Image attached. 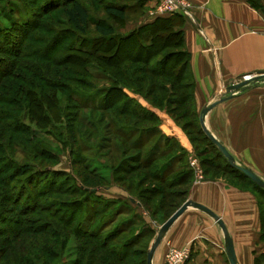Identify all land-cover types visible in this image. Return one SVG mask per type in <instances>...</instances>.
<instances>
[{"label":"rangeland","instance_id":"rangeland-1","mask_svg":"<svg viewBox=\"0 0 264 264\" xmlns=\"http://www.w3.org/2000/svg\"><path fill=\"white\" fill-rule=\"evenodd\" d=\"M67 1L0 0V197L6 192L8 199L0 200V264H27L29 260L30 264H72L82 240L76 239L65 223L71 220V214L79 221L82 212L83 225L72 229L75 233L84 230L85 219L93 210L96 223L108 215H116L112 227L127 221L128 231L120 238L140 232L131 250L148 252L166 214L171 213L175 203L183 201L182 190L186 189L180 185L168 191L169 182L149 178V169L163 166L178 155L193 171L190 182L196 176L222 175L216 165L224 161L216 157L217 148L206 139L200 123L201 109L189 100L183 105L174 102L179 96L172 94L171 78L147 75L148 70H154L174 76L179 60L171 58L165 67L158 64L166 51L178 48L156 53L150 61L137 45L125 49L121 99L126 113L121 116L116 114L115 104L109 110L102 109L105 100L101 96L111 84L106 76L91 62L82 60L76 65L80 62H76L74 49H91L99 41L94 24L111 21L104 12L105 4L117 1L131 5L124 27L129 21L142 20L146 11V19H155V4L140 8V0H80L90 15L87 32L82 33L63 14ZM141 25L134 24L131 31L123 33L124 27L117 22L116 29L128 35ZM48 86L74 90L80 108L75 109V100L66 98L62 102L67 94L46 89ZM181 92L186 94L188 90L182 88ZM54 113L60 116L58 120ZM116 132L125 133L126 144ZM133 143L142 146L140 150L134 149ZM136 155L142 157L138 162H134ZM144 157H157V162L142 168ZM23 164L31 171L15 176L14 169ZM177 165L172 162L168 168L173 166L175 170ZM145 175L148 179L136 187ZM115 177L127 178L118 181ZM226 178L244 186L242 181L228 175ZM129 184L133 186L130 193L121 194L122 185ZM40 191L45 196L37 202ZM141 191L142 196L138 195ZM15 195L19 204L13 202ZM137 195L142 197L145 209L139 199L130 198L134 203L125 200ZM163 198L167 206L158 210ZM106 202L109 204L104 205ZM35 203L41 205L38 210L31 209ZM101 208L102 214H96ZM19 229L21 235L14 238L12 230ZM8 245L13 251L5 252ZM44 251L52 256L43 257ZM142 255L133 258L140 260ZM256 260L255 264H264V258Z\"/></svg>","mask_w":264,"mask_h":264},{"label":"crops","instance_id":"crops-1","mask_svg":"<svg viewBox=\"0 0 264 264\" xmlns=\"http://www.w3.org/2000/svg\"><path fill=\"white\" fill-rule=\"evenodd\" d=\"M190 1L194 9L191 16L183 15L181 30L194 81V102L202 111L225 98L205 115L204 124L238 165L264 180V76L238 91L227 92L231 84L264 73V0ZM156 2L148 0L145 6ZM146 16L147 11L144 21H129L121 31L126 33L134 24L154 20ZM243 183L234 184L224 174L215 178L196 176L194 182L186 183L182 204L191 200L214 212L233 242L237 263L255 264V259L264 254L261 197ZM120 193L126 194L122 189ZM170 247L190 250L186 264H230L222 229L213 217L194 207H188L168 228L152 264H165Z\"/></svg>","mask_w":264,"mask_h":264},{"label":"trees","instance_id":"trees-1","mask_svg":"<svg viewBox=\"0 0 264 264\" xmlns=\"http://www.w3.org/2000/svg\"><path fill=\"white\" fill-rule=\"evenodd\" d=\"M148 0H140L139 6L140 8L145 7V3ZM129 8H131L130 4L126 3H117L111 2L105 4L104 12L109 17L111 21H102L99 20L94 24V30L95 33L98 35L99 41L91 48V49H83L82 46H78L76 49V55L78 58H76L77 66H79L82 62V60H85L86 63H92L93 66L97 69L98 72H102L106 78L107 81H109L111 84L105 88L104 95L101 96V100H105V102L102 105L103 111L109 110L112 108V105L115 104L116 107L115 112L117 115H124L126 113L124 107H125V101L121 99L124 96L123 91V85L122 81H124V75L126 74L125 70V63H124V57L123 52L127 48V50L133 48V46H136L139 48V51L145 52L149 56V61L156 53H161L163 50L168 48H178V50L174 51H166L163 56H161V61L158 64L159 66H167V62L171 58H175L176 61L179 60L178 63H176L175 69L176 72L174 76H170L169 72L163 73L160 71L155 72L154 70H148L147 75L151 77H161L166 76L169 79L171 78L172 81H169L172 87V94L176 93L179 97L174 99V102H179L178 104H184L186 101L189 100V102L194 103V81L192 80L190 76V72L188 70V63H189V54L185 49V43L183 38V33L181 30V25L183 24V15L180 13L170 14V15H163V16H157L152 22L150 23H144L139 28L133 30L130 34H123L120 31V29H116L117 22L121 24V28L124 27L125 23L128 21L127 15L129 13ZM63 14L67 18L68 22L78 31L85 33L87 32V26L90 22V15L89 10L87 6L80 0H69L66 3H64V9ZM114 21V23H112ZM124 21V22H123ZM61 47L56 48L55 50H59ZM125 54V53H124ZM88 60V61H87ZM178 64V65H177ZM84 65L83 64V71H84ZM148 78V77H146ZM170 79V80H171ZM189 80L187 83H185V80ZM122 82V83H121ZM173 82V83H171ZM153 88V87H152ZM159 90H161V87H158ZM182 88H186L188 92L186 94L181 92ZM46 89L49 90H56L63 92V94H67V97H64L61 99L63 102L64 100H75L73 101L74 104H76L75 109L80 108V103H78V93H76L77 97L74 98L73 95L75 94L74 90H70L68 88H54L51 86L46 87ZM165 90V87H163ZM74 92V94H73ZM55 97V95H54ZM56 98V97H55ZM174 98V97H173ZM182 98L184 100H182ZM158 99V98H157ZM156 99V100H157ZM160 99L163 100L161 97ZM59 103V101H58ZM155 104H157V101H154ZM62 104H60L61 106ZM56 115L55 120L59 119L58 113H54ZM31 120V117H29ZM74 132V130H73ZM72 131L70 133L73 134ZM205 134V133H204ZM116 135L118 138L122 140L126 144V136L125 133L123 135H118V132H116ZM206 136V135H205ZM206 139L210 141L207 136ZM211 143V141H210ZM213 145V144H212ZM134 149L140 150V145H137V143L132 144ZM215 147V145H213ZM216 148V147H215ZM217 158H222L224 163L216 165V167H219L221 169L222 174L225 176L228 175L237 181L247 182L249 185L251 184L252 188L256 189L260 195L259 200V208H260V216H261V240L264 241V190L259 188L257 185H255L248 177H246L242 172L232 167L227 160L224 158V156L219 152L217 149ZM142 157L140 155H136V159L134 162H138ZM142 163V168H150L154 163L157 162V157L147 159L148 157H144ZM177 159V161H176ZM175 160V161H174ZM169 161H166L163 166L156 165L154 166V169H149L151 176L149 178L159 181L160 183H164L166 181L169 182L168 191L171 188H177L178 186H184L186 183H189L191 179V176L193 174L192 169L186 165V161L179 158L178 155L174 156L173 159L169 163L173 164L177 162L179 165L177 169L172 170L173 166L168 168ZM166 171H163V169ZM231 167V168H230ZM167 169H169L167 171ZM218 169V168H216ZM14 175L15 176H23L31 171V168L29 165L23 164L22 166L14 169ZM120 171V170H119ZM118 171V172H119ZM165 173H161V172ZM126 174L129 175L130 172L125 170ZM241 173V177L239 176ZM173 174L172 178H169L170 175ZM127 175V176H128ZM147 175V174H146ZM143 176L140 180H138L136 187L144 183V180H147L148 178ZM127 178V177H126ZM126 178L124 180H126ZM120 177H115V180L119 181ZM168 179V180H167ZM121 180L120 181H124ZM250 182V183H249ZM122 188L125 190V192L130 193V191L133 189L132 185L123 186ZM144 190V189H143ZM37 192V191H36ZM35 192V193H36ZM172 192V191H171ZM175 192V191H173ZM184 196H185V188L184 191L182 190ZM3 193V192H2ZM143 194V191L140 192L141 195ZM6 192L1 194V198L3 200H8L5 198ZM130 196L129 198L125 199L127 202L134 203L130 198L134 197L142 205V208H146L145 203L141 201V196ZM45 193L40 191L39 194H37V202L44 198ZM152 195L151 197H153ZM183 196V195H182ZM183 196V197H184ZM13 196V202H16L15 204H19V199H16ZM27 197V196H26ZM141 197V198H140ZM146 201H149V197H145ZM17 200V201H15ZM25 202V201H24ZM111 202V201H109ZM165 199L163 198L161 202H159V208L163 209L167 206V203H165ZM23 205H26L25 203H22ZM109 203H104V205ZM181 203H175L174 209H172L171 213L166 214L165 220L168 219L176 209L179 208ZM22 205V206H23ZM41 207L40 203H35V206L31 209L38 210ZM19 210V208H18ZM103 210L98 209L96 214H102ZM77 213V212H76ZM94 213V210H93ZM93 213L89 215V217L86 220V229L81 230L79 229L77 233L73 230L76 227H81L83 225L81 223L82 216H85L82 212L80 213L79 221L75 220V216L71 214L69 221L65 223L66 227H71V233L74 235V237L78 240H82V243L78 245L77 251H76V257L74 260H72V264H147V253L148 252H135L131 250V247L136 244L137 238H139L138 234H133L129 238H120V236L128 231L127 221H120L117 225L111 226V224L115 221L116 215H108L105 217V219L98 221L97 223L94 222V215ZM117 214V213H115ZM127 224V226H126ZM111 226V227H110ZM73 228V229H72ZM21 230L19 229L17 231L12 230V232L15 234L13 235L14 238H17L21 235ZM47 234V233H44ZM141 236V235H140ZM7 252L8 250H12L11 245H8L4 247ZM47 251H44V256L46 255L51 257L52 253L49 252V255L46 253ZM143 254V255H142ZM43 255V254H42ZM41 255V256H42ZM137 255H142L143 258L140 260H135L133 257ZM260 258H264V254L261 257H258L256 262L259 261ZM32 259V258H31ZM30 264V260L29 263ZM259 264V262H258Z\"/></svg>","mask_w":264,"mask_h":264},{"label":"water","instance_id":"water-1","mask_svg":"<svg viewBox=\"0 0 264 264\" xmlns=\"http://www.w3.org/2000/svg\"><path fill=\"white\" fill-rule=\"evenodd\" d=\"M263 76H264V73H259L256 76L244 78L242 81H238L236 83L231 84L227 88V92L232 93V92L238 91L241 88H243L244 86H246L247 84L253 83L255 81L262 79ZM224 99L225 98L214 101L202 109L201 117H200V123H201L202 129H203L205 135L207 136V138L211 141V143L213 145H215V147L219 150V152L224 156V158L227 160V162L231 166H233L235 169L242 172L255 185H257L259 188L264 190V180L262 178H260L256 173H254L251 169L244 167V166H241V165H238L235 162V159L232 156V154L227 150V148L218 139H216L214 137V135L206 128V126L204 124L205 115L213 107H215L217 104H219ZM131 200L134 201V199H131ZM188 207L197 208V209L204 211L205 213L209 214L211 217H213V219L216 221V223L219 225V227L222 229V231L224 233L225 249H226V253H227L230 264H238L237 259H236V255H235V251H234L233 242H232V240H231V238H230V236L226 230V227H225L223 221L214 212H212L207 207L201 205L200 203H196L194 201H191V200L185 201L168 219H166L160 225V227L156 233V237L153 240V242H152V244L148 250L147 264H152L154 252H155L156 248L158 247V245L160 244V242L162 241L166 231Z\"/></svg>","mask_w":264,"mask_h":264},{"label":"built area","instance_id":"built-area-1","mask_svg":"<svg viewBox=\"0 0 264 264\" xmlns=\"http://www.w3.org/2000/svg\"><path fill=\"white\" fill-rule=\"evenodd\" d=\"M193 9L194 4L190 0H157L153 7L152 14L155 17L175 13L191 16ZM262 32L264 33V23ZM190 254L188 248L180 249L170 247L165 255V264H186L190 258Z\"/></svg>","mask_w":264,"mask_h":264}]
</instances>
